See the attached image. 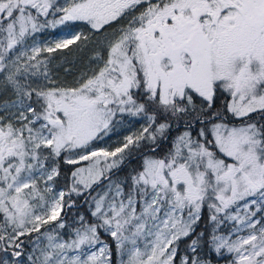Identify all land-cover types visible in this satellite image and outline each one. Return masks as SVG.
<instances>
[{
	"label": "snow or ice",
	"instance_id": "1",
	"mask_svg": "<svg viewBox=\"0 0 264 264\" xmlns=\"http://www.w3.org/2000/svg\"><path fill=\"white\" fill-rule=\"evenodd\" d=\"M214 257L264 264V0H0V264Z\"/></svg>",
	"mask_w": 264,
	"mask_h": 264
},
{
	"label": "rangeland",
	"instance_id": "2",
	"mask_svg": "<svg viewBox=\"0 0 264 264\" xmlns=\"http://www.w3.org/2000/svg\"><path fill=\"white\" fill-rule=\"evenodd\" d=\"M52 31L53 30H50V32L48 34H46V36H50ZM43 38H45V37H38V39H43ZM68 59L72 60V59H74V57L69 56ZM57 60L58 61L60 60L59 55L57 56ZM78 64H79V62L77 61V65ZM59 74H60V76L62 75V78L64 77V73H63L62 69L59 70ZM126 120H131V122L127 123L125 127L120 128L117 134L112 135L111 139L106 138V141H105L106 143L114 144L117 140H122L123 136L128 135L131 132H135L136 130H138L140 128L141 124L143 123V121H137V120L132 119V118H126ZM133 121H135L136 124L133 123ZM220 264H225V263L222 262Z\"/></svg>",
	"mask_w": 264,
	"mask_h": 264
},
{
	"label": "trees",
	"instance_id": "3",
	"mask_svg": "<svg viewBox=\"0 0 264 264\" xmlns=\"http://www.w3.org/2000/svg\"><path fill=\"white\" fill-rule=\"evenodd\" d=\"M77 67H79V64L77 65ZM60 77L62 78V75ZM68 79H71V77H69ZM133 123H135V121H133ZM135 163H138V161H133V164H135ZM222 262L225 263V260L224 259L215 258V257L213 258V264H220Z\"/></svg>",
	"mask_w": 264,
	"mask_h": 264
}]
</instances>
